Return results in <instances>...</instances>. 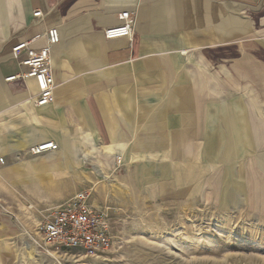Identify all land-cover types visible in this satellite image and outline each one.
Masks as SVG:
<instances>
[{"label": "crops", "instance_id": "obj_1", "mask_svg": "<svg viewBox=\"0 0 264 264\" xmlns=\"http://www.w3.org/2000/svg\"><path fill=\"white\" fill-rule=\"evenodd\" d=\"M0 25V264L26 215L82 190L111 217L200 201L264 219V0H8ZM40 11L41 17L32 16ZM135 13L131 41L106 40ZM51 50L50 104L18 72L16 43ZM45 142L54 151L31 155ZM58 206V205H57ZM28 212V213H27Z\"/></svg>", "mask_w": 264, "mask_h": 264}, {"label": "rangeland", "instance_id": "obj_2", "mask_svg": "<svg viewBox=\"0 0 264 264\" xmlns=\"http://www.w3.org/2000/svg\"><path fill=\"white\" fill-rule=\"evenodd\" d=\"M8 3L0 0V25ZM110 228V252L61 264H264V219L241 209L219 210L200 201L142 203L118 211ZM21 238L16 264H57Z\"/></svg>", "mask_w": 264, "mask_h": 264}, {"label": "built area", "instance_id": "obj_3", "mask_svg": "<svg viewBox=\"0 0 264 264\" xmlns=\"http://www.w3.org/2000/svg\"><path fill=\"white\" fill-rule=\"evenodd\" d=\"M33 17H41L40 11H34ZM118 25L103 31L106 40L126 38L131 41L135 26V13L123 11L117 15ZM45 45L32 48L30 42L16 43L11 48V57L17 62V73L5 78V81L34 80L37 93L30 100L35 107L51 103L55 82L52 72L51 50L60 41L59 31L52 26L44 32ZM57 145L45 142L33 146L28 153L41 155L54 151ZM3 159H0L2 163ZM91 193H74L64 203L39 210L36 216H29L24 222L9 213L25 238V243L38 253L53 258L57 264L72 261L76 257L99 259L112 250L113 236L107 213L90 203Z\"/></svg>", "mask_w": 264, "mask_h": 264}, {"label": "bare ground", "instance_id": "obj_4", "mask_svg": "<svg viewBox=\"0 0 264 264\" xmlns=\"http://www.w3.org/2000/svg\"><path fill=\"white\" fill-rule=\"evenodd\" d=\"M53 259V258H52ZM54 260V259H53Z\"/></svg>", "mask_w": 264, "mask_h": 264}]
</instances>
